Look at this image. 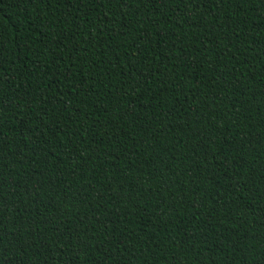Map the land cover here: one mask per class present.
Listing matches in <instances>:
<instances>
[{
	"label": "trees",
	"instance_id": "obj_1",
	"mask_svg": "<svg viewBox=\"0 0 264 264\" xmlns=\"http://www.w3.org/2000/svg\"><path fill=\"white\" fill-rule=\"evenodd\" d=\"M0 264L264 261V0H0Z\"/></svg>",
	"mask_w": 264,
	"mask_h": 264
},
{
	"label": "snow or ice",
	"instance_id": "obj_2",
	"mask_svg": "<svg viewBox=\"0 0 264 264\" xmlns=\"http://www.w3.org/2000/svg\"><path fill=\"white\" fill-rule=\"evenodd\" d=\"M2 39H3V35H2V32H0V40ZM261 264H264V261H262Z\"/></svg>",
	"mask_w": 264,
	"mask_h": 264
}]
</instances>
